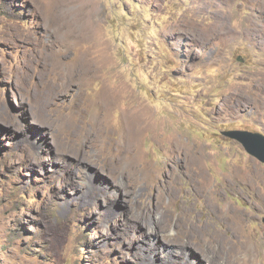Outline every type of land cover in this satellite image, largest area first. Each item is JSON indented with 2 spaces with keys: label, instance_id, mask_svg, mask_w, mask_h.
<instances>
[{
  "label": "rangeland",
  "instance_id": "1",
  "mask_svg": "<svg viewBox=\"0 0 264 264\" xmlns=\"http://www.w3.org/2000/svg\"><path fill=\"white\" fill-rule=\"evenodd\" d=\"M230 130L264 134V0H0V264H264Z\"/></svg>",
  "mask_w": 264,
  "mask_h": 264
},
{
  "label": "water",
  "instance_id": "2",
  "mask_svg": "<svg viewBox=\"0 0 264 264\" xmlns=\"http://www.w3.org/2000/svg\"><path fill=\"white\" fill-rule=\"evenodd\" d=\"M223 134L242 144L248 154L264 164V134L242 130L225 131Z\"/></svg>",
  "mask_w": 264,
  "mask_h": 264
},
{
  "label": "bare ground",
  "instance_id": "3",
  "mask_svg": "<svg viewBox=\"0 0 264 264\" xmlns=\"http://www.w3.org/2000/svg\"><path fill=\"white\" fill-rule=\"evenodd\" d=\"M125 138V131H124V129H123V134H122V136H121V140H123Z\"/></svg>",
  "mask_w": 264,
  "mask_h": 264
}]
</instances>
